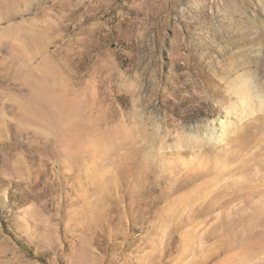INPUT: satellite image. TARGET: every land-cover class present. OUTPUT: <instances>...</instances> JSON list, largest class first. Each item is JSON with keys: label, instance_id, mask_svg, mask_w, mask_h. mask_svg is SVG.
I'll return each mask as SVG.
<instances>
[{"label": "rangeland", "instance_id": "rangeland-1", "mask_svg": "<svg viewBox=\"0 0 264 264\" xmlns=\"http://www.w3.org/2000/svg\"><path fill=\"white\" fill-rule=\"evenodd\" d=\"M0 264H264V0H0Z\"/></svg>", "mask_w": 264, "mask_h": 264}, {"label": "bare ground", "instance_id": "bare-ground-1", "mask_svg": "<svg viewBox=\"0 0 264 264\" xmlns=\"http://www.w3.org/2000/svg\"><path fill=\"white\" fill-rule=\"evenodd\" d=\"M44 64L42 68L43 67L47 68ZM42 68L40 66V69ZM44 71H46V69ZM64 96H65L64 91L63 90L61 91V89L59 93L56 95L53 94L51 91H47L41 94V96L36 97L37 98L36 105L39 108L37 109L34 108L32 113L43 116V119L47 122L46 129L48 130L53 129L55 131H58V133H63L65 136L68 134V131L69 132L71 131V133L77 134V137L82 136L81 138L84 139L85 138L84 134L86 133L85 131L87 130V122H85L86 121L85 118H81L79 116L80 108L82 107L75 98H67V96L65 97ZM40 108H46L45 112L42 111ZM76 117H78L79 119L78 118L75 119ZM73 139L75 141H78L77 138H73ZM88 143L89 142H87V144ZM73 153L76 155L80 154L78 153V151L77 153L75 152Z\"/></svg>", "mask_w": 264, "mask_h": 264}]
</instances>
